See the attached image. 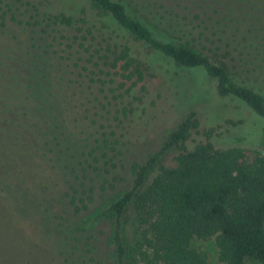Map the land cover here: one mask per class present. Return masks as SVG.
Wrapping results in <instances>:
<instances>
[{
	"label": "trees",
	"instance_id": "trees-1",
	"mask_svg": "<svg viewBox=\"0 0 264 264\" xmlns=\"http://www.w3.org/2000/svg\"><path fill=\"white\" fill-rule=\"evenodd\" d=\"M7 1L0 0L4 24L11 11ZM54 2L58 13H42L45 22H52V30L62 33L63 42L54 38L58 49L50 56L54 97L67 113L66 105L73 104L77 86L81 89L87 84L89 90L96 87L104 94V101L99 102L101 113L87 108L92 100L84 91L76 97L77 108L84 109L82 120L74 117L71 122L76 135L99 131L91 129L87 120L98 123L102 118V129L138 110L142 99L136 93L146 91L147 65L167 71L175 63L196 71L200 79L207 75L219 99L249 109L253 119L208 121L206 140L193 146L196 139L191 138L200 134L202 121L197 112H190L168 132L160 151L146 163L133 165L132 187L112 193L97 217L111 223L108 244L114 264H264V92L234 78L226 62L158 35L122 0ZM69 30L75 34L66 35ZM13 31L8 36L0 34V39L16 40L20 47L13 66V88L0 84V210L7 213L0 220V264H70L50 239L40 233L34 238L22 227V210L34 213L33 205L25 200L40 201L39 207L48 210L43 201L57 186V176L48 167L52 158L44 143L46 131L34 121L37 115L25 78L22 38L17 36L20 30ZM138 43L145 52L135 49ZM75 45L78 49L73 51ZM87 54L89 65L82 68L80 61ZM3 65L0 61V68ZM219 136L224 145L215 142ZM174 148L178 150L175 166H165L162 157ZM28 166L37 170L25 172ZM80 201L87 208L86 200ZM195 239H215L219 263L196 249Z\"/></svg>",
	"mask_w": 264,
	"mask_h": 264
},
{
	"label": "rangeland",
	"instance_id": "rangeland-1",
	"mask_svg": "<svg viewBox=\"0 0 264 264\" xmlns=\"http://www.w3.org/2000/svg\"><path fill=\"white\" fill-rule=\"evenodd\" d=\"M122 1L158 35L174 43H187L197 51L226 62L234 78L264 92V0ZM7 4L11 11L8 10L5 24L0 19V34L8 36L10 32H15L13 29L20 30L17 36L22 38V57L25 56L23 62L27 64L25 78L31 94L32 110L37 115L34 121L46 131L43 134L46 139L44 143L50 153L49 158H52L48 167L57 176V186L51 196L43 201L47 203L45 207L48 210L39 207L40 201L25 200L26 204L33 205L34 213L30 215L28 210H22V227L34 238L40 233L50 239L70 264H114L113 250L108 244L111 223L97 217L107 206L112 193L132 187L133 165L146 163L150 155L160 151L168 132L190 112H197L202 121L200 134L194 133L191 138V141L196 139L195 143L191 142L193 146L206 140V122L239 116L251 119V112L247 108H239L232 101L219 99L207 75L200 79L196 71L175 63L169 64L168 72L160 70L157 65H147L146 91L140 93L138 89L136 93L142 99L137 102L138 110H134L123 122L114 121L112 127L107 123L102 129V118L98 123L87 120L91 129L99 131H92L95 132L92 135H76L71 122L74 117L80 118L84 110L77 108L76 97L82 96L81 92L84 91V95L92 100L87 108L89 106L92 112L101 113V109H104L99 102L104 101V94L97 92L96 87L89 90L87 84L81 89L77 86L73 104L66 105L67 113L54 97L50 56L58 49L54 38L61 39L62 33L53 31L52 22H45L43 14L58 13L56 2L53 0L50 5L47 0H8ZM13 17H16L15 20ZM73 34L74 30L66 33L68 36ZM52 43L56 46L51 47ZM136 47L139 53L143 50L139 43ZM18 49L20 47L16 40L0 39V61L4 64L0 68V84L8 90L15 83L13 66ZM77 49L75 45L72 50ZM88 57L89 54L80 61L82 68L89 65ZM77 72L74 77H77ZM96 96H101L99 101L94 100ZM214 140L221 144L220 136ZM177 155V149L169 150L162 157V164L175 166ZM24 169L25 172L34 173L37 166ZM155 174V171L152 172L150 178ZM88 196L92 201H88ZM81 198L86 200L87 208H84ZM6 214L1 209L0 220L4 221ZM5 223L11 227L7 221ZM0 239H3L2 234ZM192 244L205 252L210 261L219 263L215 239H195Z\"/></svg>",
	"mask_w": 264,
	"mask_h": 264
}]
</instances>
